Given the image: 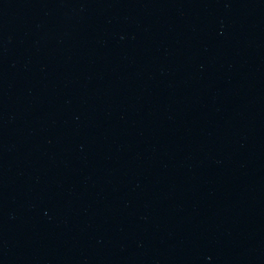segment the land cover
<instances>
[{"label": "water", "instance_id": "1", "mask_svg": "<svg viewBox=\"0 0 264 264\" xmlns=\"http://www.w3.org/2000/svg\"><path fill=\"white\" fill-rule=\"evenodd\" d=\"M0 264H264V0H0Z\"/></svg>", "mask_w": 264, "mask_h": 264}]
</instances>
